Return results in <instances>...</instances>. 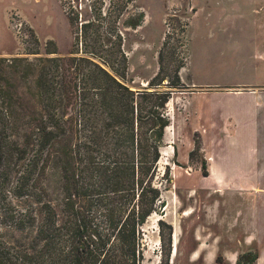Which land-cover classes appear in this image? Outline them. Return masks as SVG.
<instances>
[{
	"label": "rangeland",
	"instance_id": "1",
	"mask_svg": "<svg viewBox=\"0 0 264 264\" xmlns=\"http://www.w3.org/2000/svg\"><path fill=\"white\" fill-rule=\"evenodd\" d=\"M0 57L20 59L1 82L23 120L36 118L43 68L56 93L63 74L75 81L78 97L55 113L76 120L105 87L100 68L130 90L170 92L136 264L264 255V0H0Z\"/></svg>",
	"mask_w": 264,
	"mask_h": 264
},
{
	"label": "trees",
	"instance_id": "2",
	"mask_svg": "<svg viewBox=\"0 0 264 264\" xmlns=\"http://www.w3.org/2000/svg\"><path fill=\"white\" fill-rule=\"evenodd\" d=\"M18 60L0 57V264H136L160 194L152 177L170 92L130 90L100 68L105 87L76 120L55 113L57 99L78 97L75 81L63 74L56 93L43 68L36 118L23 120L18 92L1 82Z\"/></svg>",
	"mask_w": 264,
	"mask_h": 264
},
{
	"label": "crops",
	"instance_id": "3",
	"mask_svg": "<svg viewBox=\"0 0 264 264\" xmlns=\"http://www.w3.org/2000/svg\"><path fill=\"white\" fill-rule=\"evenodd\" d=\"M227 254L228 257L233 258V260L236 259L237 257V253H233V251L231 252V250H227ZM262 262H264V255L262 254V252L255 258V261L253 262V264H262Z\"/></svg>",
	"mask_w": 264,
	"mask_h": 264
},
{
	"label": "bare ground",
	"instance_id": "4",
	"mask_svg": "<svg viewBox=\"0 0 264 264\" xmlns=\"http://www.w3.org/2000/svg\"><path fill=\"white\" fill-rule=\"evenodd\" d=\"M162 154L165 155V153L161 150V155H162ZM173 242H174L173 244H176V242H177V239H176L175 236H174V240H173Z\"/></svg>",
	"mask_w": 264,
	"mask_h": 264
},
{
	"label": "flooded vegetation",
	"instance_id": "5",
	"mask_svg": "<svg viewBox=\"0 0 264 264\" xmlns=\"http://www.w3.org/2000/svg\"><path fill=\"white\" fill-rule=\"evenodd\" d=\"M143 11H144V10H143ZM145 17H146V16H144V15L142 16V18H145Z\"/></svg>",
	"mask_w": 264,
	"mask_h": 264
}]
</instances>
